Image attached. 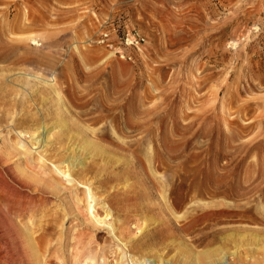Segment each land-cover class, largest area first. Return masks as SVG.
I'll use <instances>...</instances> for the list:
<instances>
[{"label":"rangeland","instance_id":"rangeland-1","mask_svg":"<svg viewBox=\"0 0 264 264\" xmlns=\"http://www.w3.org/2000/svg\"><path fill=\"white\" fill-rule=\"evenodd\" d=\"M128 31L145 41L124 47ZM38 127L105 148L87 176L148 264H264V0H0V254L15 252L0 264H37L31 230L41 264L77 249L116 264L107 229L65 214L11 151L14 128Z\"/></svg>","mask_w":264,"mask_h":264},{"label":"bare ground","instance_id":"bare-ground-1","mask_svg":"<svg viewBox=\"0 0 264 264\" xmlns=\"http://www.w3.org/2000/svg\"><path fill=\"white\" fill-rule=\"evenodd\" d=\"M33 43L37 44L36 40H34ZM58 97L60 99H62L60 93H58ZM60 119H61V122L66 123V120L64 119V117L60 118ZM54 122H56V121H54ZM68 126H69V124H68ZM65 128L66 127H64L63 129H65ZM92 130H93V128H92ZM52 131H55V130H53V129L45 130L44 127H38L36 129H34L33 132H32V134H33V139L32 140L34 142H32L30 140L28 142H25L24 138H25V136L27 134V131L14 128V132L18 136V139L15 141V143H12V141L10 139H8L7 140L8 143H9L8 145H10V149H11L12 152L15 153V151H16L15 156L18 155V156H20V158H22V157L23 158H27L28 163L35 164L39 168V170H40L39 175L40 176L38 175V181H39V183L41 182L40 185L44 184L47 188L51 189V192L53 191L54 193H56L60 197H62L61 201L64 204L63 206H65V210L64 211L67 212L65 214H69L70 213V214H72L71 217H76V218L81 219L82 221H86V222H88L90 224L91 227L96 228L97 230L102 228V227L107 229L108 233L111 236H113V238L118 242L117 243V248L120 251L118 249L117 250L120 252L119 253L120 254V260H117L116 264H126V262H131V263H134V264H137V263L148 264V258L150 256L146 257L147 253L143 254L142 256H140V255L138 256V255H134V254L130 253L129 250H127L126 247L128 245V241H125L124 236L122 238L121 235H118V233H117L118 228L115 225L116 224L115 220L113 219L114 220L113 222L110 221V219L112 217V214H113V211H112L113 209H112L111 205L106 201L105 197L100 196L95 191V188L93 186V182H92L91 178L87 176L89 172H91L92 170H95L96 167H98L97 165H94V166H91V167L89 165H87L88 164V160L93 158V157H95V156H93L92 151L94 150V148H98L99 150H103L105 148H103L94 139H91L90 137H87L88 135L87 136H85V135L81 136L82 133H80V132H77V133L74 132L76 134H72V133L60 134L58 136L59 139H56L57 140L56 141L55 139L52 138V136L54 137V134L52 133ZM93 134H95V133H93ZM80 136H81V138H78ZM53 140H55L57 143H59L60 146L63 145L65 147V145H67V150H68L67 153L64 152L63 155L60 153L62 156L58 157V158H57V156H56L57 154H55V152H54L55 155L54 154L53 155H49L48 152H47L48 151L47 146L50 143L52 144V142H55ZM64 147H63V149H64ZM13 149H14V151H13ZM33 152H39V156L36 159L32 158L30 156V154L33 153ZM94 153H95V151H94ZM10 155H9V157H10ZM95 159H96V157H95ZM93 161H95V160H93ZM96 161L94 163L98 162V161L97 162ZM150 161H151V158H150ZM25 162H26V160H25ZM100 162L101 161H99V163ZM25 167H26V165H25ZM24 168L21 167V169H20L21 171L20 172L23 175H25L26 179H27L28 178L27 176H31V174H29L30 170L28 172L27 171L28 167H27L26 170ZM97 169L100 170L101 167H100V169L99 168H97ZM52 173H54V175H52ZM29 179H31V177ZM15 180H16V182L19 185H21L23 187L28 186L26 181H24L19 176H17ZM36 182H37V180H36ZM35 184L38 185V183H35ZM45 186H43V188H45ZM80 189H83V194H80V192H79ZM47 191H48V189H47ZM37 192H39V191H37ZM212 205L213 204H211V203L203 204V206H212ZM99 209L103 210V214L99 213ZM176 216H177V214H176ZM178 216H179V214H178ZM31 232H33V230H31ZM31 232L27 231V235L29 237V242L28 243H29V245H31L33 247V250H34L33 252H35V257L37 258L36 262H34V263L41 264L42 259H41L40 253L38 252V248H37V240H36L37 238L35 239L32 236L33 234ZM89 243H90V241H89ZM134 243H136V242H133V244ZM22 244H23L22 241H18L17 242L16 249H18V251H21L23 249V247H22L23 245ZM137 245H138L140 250L143 249L144 245H142V243L138 242ZM32 247H31V249H32ZM4 250H5L4 246H2L0 251H4ZM144 250L146 251V249H144ZM188 250H190V249H188ZM188 250H187V252H188ZM150 251H152V250H150ZM90 252L91 251H87V253H86V251L84 249L83 250L82 249H77L74 252V254L71 255L72 256V264H97L96 256L94 254L90 253ZM14 253L15 252H10L9 250H7L5 254H2V255L0 254V263L2 262V260H6V259H11L12 261H14V259H13L14 258L13 257ZM234 253L239 255V251L234 252ZM43 254L44 253H42V255ZM192 254L196 255V253H194L193 251H192ZM205 254H206L205 250L201 251V253L198 251V256L205 255ZM158 255H159L158 256L159 259H157L158 257L156 259L161 261V263H155V264H171L170 263L171 260H169V259L166 260L164 255H160V254H158ZM43 259H45V258H43ZM191 260H192V258H191ZM43 261H42V263H44ZM152 261H156V260L154 259ZM215 262H216V260H215ZM195 264H197V263H195ZM216 264H229V262H227V253L226 252H224L222 255H220V257H219V259H218Z\"/></svg>","mask_w":264,"mask_h":264},{"label":"built area","instance_id":"built-area-1","mask_svg":"<svg viewBox=\"0 0 264 264\" xmlns=\"http://www.w3.org/2000/svg\"><path fill=\"white\" fill-rule=\"evenodd\" d=\"M145 41V37L137 32L128 31L125 33L122 37V45L124 47L129 46H136L139 47V45Z\"/></svg>","mask_w":264,"mask_h":264}]
</instances>
